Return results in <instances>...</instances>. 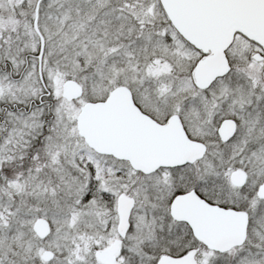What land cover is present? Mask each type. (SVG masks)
Returning <instances> with one entry per match:
<instances>
[{
    "label": "snow or ice",
    "instance_id": "obj_1",
    "mask_svg": "<svg viewBox=\"0 0 264 264\" xmlns=\"http://www.w3.org/2000/svg\"><path fill=\"white\" fill-rule=\"evenodd\" d=\"M0 264H264V0H0Z\"/></svg>",
    "mask_w": 264,
    "mask_h": 264
}]
</instances>
